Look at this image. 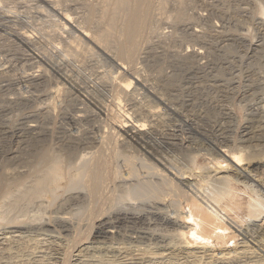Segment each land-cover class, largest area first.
<instances>
[{
  "label": "rangeland",
  "instance_id": "rangeland-1",
  "mask_svg": "<svg viewBox=\"0 0 264 264\" xmlns=\"http://www.w3.org/2000/svg\"><path fill=\"white\" fill-rule=\"evenodd\" d=\"M107 4V0H0V180L9 175L5 171L22 175L30 171L33 139L39 137L44 148L65 155L70 137L83 135L90 145L96 135L129 115L150 124L152 116L147 117L145 109L158 105L160 98L161 113L151 124H160L169 131L168 137L179 140L194 135L201 154L211 153L200 160L206 170L226 165L217 155L220 147L237 151L246 132L258 137L256 144L264 151V0H147L140 41L124 57L116 54L115 34L104 30L101 9ZM90 6L96 12L91 18ZM179 9L185 11L180 20ZM101 34L109 40H94ZM131 78L125 94L122 86ZM78 114L83 115L80 121L74 120ZM162 150V155H175ZM235 169L222 174L237 173L246 200L259 198L261 216L236 220L240 230L248 231L239 232L240 244L230 251L244 245L246 238L251 249L239 251L244 254L232 264H264L260 234L264 181ZM206 178V191L218 188L214 177ZM73 192L62 193L55 202L44 199L17 210L0 208V238L7 236L0 241V264H64L68 251L67 264H196V257L137 256L144 249L174 245L173 228L182 224L174 212L176 202L172 209L133 200L114 204L112 210L106 204V215L96 217L100 220L95 219L92 228L82 218L89 212V201ZM85 232L88 235L79 234ZM222 250L214 248L206 258L216 262L219 256L221 263L229 249Z\"/></svg>",
  "mask_w": 264,
  "mask_h": 264
},
{
  "label": "bare ground",
  "instance_id": "bare-ground-1",
  "mask_svg": "<svg viewBox=\"0 0 264 264\" xmlns=\"http://www.w3.org/2000/svg\"><path fill=\"white\" fill-rule=\"evenodd\" d=\"M107 1L110 2V4H107L101 9L102 17L104 18V30L106 31L107 35L109 33L115 34L114 42H116L117 47L116 54L123 57L130 56L131 51L135 48L136 45H138L140 41L139 30L146 18L147 12L144 4L147 0ZM93 8L94 7L90 8V18L92 15V17H94V13H96ZM183 12H185L183 9H179L176 17L178 19L182 18V16L185 14ZM261 14L264 17V8H262ZM67 19L70 20L69 18ZM106 38V36L103 37L101 34V37L95 36L94 40L101 43L103 41L105 42L109 40ZM133 81V78L128 79L126 84L122 86V90H124L125 94L129 92ZM156 97H158V95ZM118 99L119 101H123L121 97H119ZM156 99L157 98H155V100ZM159 102H157L158 105H148L145 109L146 116H152L150 119L153 121L156 120V118L154 117L160 115L161 113ZM133 118H131V116L129 115L127 116V119L122 120L120 124L113 126V129L110 128L104 131L105 134H98V138V135H96V138L92 136L94 140L89 139L93 141V143L90 145L87 143L88 139L86 142L83 141V135L78 134L77 136L75 135L70 137L71 140L70 142H67L68 144L65 147V155H63V153L60 154L61 152H56L52 148H44V146L41 144L43 146L42 147L39 144L41 139L38 136V138H35L36 136H33L35 139H33L32 142L35 146L33 147V149L31 148L33 152L31 153L32 160L30 164H33H31L30 166V171L24 173V175H22L20 172H12L14 174H10L9 172L5 171V173H8L9 175H2L3 177L0 180V208H6V210H17L20 209V207L23 208L22 206H26L31 203L33 204V202L35 201L44 199L47 200L45 201L47 203L49 200L55 202V200L60 196L62 197V193L66 194V192L78 191L79 193L83 194V196L85 197L84 200L89 201L87 204L89 206H86L89 212L87 214L85 212V215H83L82 218H87V221L91 223L90 225L92 226V223H95L93 222L95 219H98L100 216L102 218L104 217V215H106L105 212L107 209L105 210V208L109 207L112 210V208L114 209L115 207L113 206L114 204H118L117 207H119V204L121 205V203L124 204L128 200H133L139 203L146 204H150L151 202L155 204L156 202H158L159 204H167L171 208V206H174L173 203L176 202V211H174L176 219L181 220L182 222V224L180 223V226L177 225L176 228H173L178 239L176 238V242H174V245H168L164 248L159 247L151 250L143 248L144 250H142V252L137 255L139 256V259L145 257L144 254H153L154 257L155 255H160L161 258L162 256H165V258L171 256V258L173 257L176 260L177 257L180 258V256L188 258L194 257V259L196 257V264H217L219 256H216V262H213L211 260L208 261V258L206 257L209 253L211 255L210 251L215 252L214 248L223 250L226 248L229 250L224 251L223 258H221L220 260L221 263L218 264H232L233 262H235L237 260L236 256H238L239 254H244H241V252L239 251H246L245 249L250 247V243L248 242L249 239L247 240L246 238L245 240H243L244 245L239 246V248H236L232 252L230 251L232 245L234 246L235 244L237 246L238 244H240V242L238 241V237H240L241 233L239 232L242 229L240 230L239 226L242 225H239V223L237 224L236 220L242 222L243 216L245 215H248L251 218H259L261 216V210L258 206L260 202L257 203L259 201V198L252 197H250L251 201H247L246 198L241 194L237 173H222L236 168L235 171L237 172H246V175L248 174V176L250 177L251 175L252 177H256L257 181H264V151L260 147H258V143L256 144V141H258V137L253 136V134H249L250 132H246L244 135H242V140H240L241 142H239L242 145H239V147H237V151H235L236 148L234 146L233 147L235 148V150L230 148L232 150H229V153L225 152L226 150L224 151V149H221L220 147L217 155L223 156L227 164L222 165L221 163H219L216 166L217 169L212 167L215 171L214 173V171H210L211 168L210 170H206V168L208 167L207 165L206 168L205 166L204 168L201 166V157L208 154L209 152L201 154L200 149H198L199 146H196L197 142L194 145V142L196 140V137L194 135V139L192 134L191 139H186L187 137H185V139L179 140L178 138L176 139L174 137H168L167 133L169 131L165 132L166 130L161 128L160 124V126L156 122L151 124L153 121L149 124L141 121L140 119ZM82 119V114L74 116V120L76 121H80ZM123 133H125L126 136L122 137ZM258 135L261 136V134ZM261 137H263V135ZM84 140L86 139L84 138ZM86 143L88 145H86ZM80 146L84 147H82L83 150ZM230 147L232 146L230 145ZM162 148L174 151L175 155H171L169 153L165 154L166 152L164 153L165 155H162L161 153H159ZM128 150L134 153L135 156L133 157L132 155H128ZM161 152H163V150ZM216 157L217 156L214 157V160L218 161V158ZM208 164L210 165V163ZM241 175H243V173ZM207 176L208 178H210L211 176L212 178L214 177V180L218 182V188L213 189L212 187L211 191H206L207 186L205 184L207 183V180H205V178ZM63 179L64 184H62L61 186V182ZM120 189H122L123 193L119 192ZM106 204H109L110 206L107 207ZM262 204L264 203L262 202ZM86 207H84L83 210L85 209V211H87ZM263 211L264 210H262V212ZM82 213H79V215H82ZM83 220L81 219L82 222L77 224H81L82 226ZM99 220L100 219H98V221ZM84 228L86 229L88 228V226ZM91 229L89 228V230ZM78 232L81 231L79 230ZM245 232L243 231L244 234ZM79 234L85 236L88 235L86 232ZM260 234H264V228L260 230ZM6 238L7 236L0 238V241H4ZM88 249H90V246ZM68 250H70V248ZM223 250L221 252H223ZM69 252L70 251L66 252V255L63 258L64 264L68 263L67 260L69 258ZM247 253L245 252V254ZM250 255L249 258H252L253 256L251 255L252 257H250ZM212 256L214 257V254Z\"/></svg>",
  "mask_w": 264,
  "mask_h": 264
}]
</instances>
